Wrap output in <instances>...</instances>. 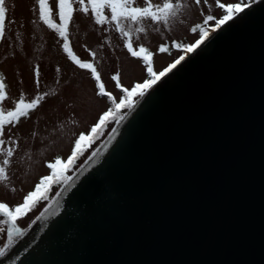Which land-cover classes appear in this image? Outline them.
Returning <instances> with one entry per match:
<instances>
[{"label": "water", "instance_id": "water-1", "mask_svg": "<svg viewBox=\"0 0 264 264\" xmlns=\"http://www.w3.org/2000/svg\"><path fill=\"white\" fill-rule=\"evenodd\" d=\"M164 77L0 264H264V0Z\"/></svg>", "mask_w": 264, "mask_h": 264}, {"label": "rangeland", "instance_id": "rangeland-1", "mask_svg": "<svg viewBox=\"0 0 264 264\" xmlns=\"http://www.w3.org/2000/svg\"><path fill=\"white\" fill-rule=\"evenodd\" d=\"M255 1L219 0V3L251 4ZM159 2L160 0H153V3ZM185 2L190 7L178 18L182 23L171 22L165 28L145 20L143 26L146 34H139L138 39L134 34V46L142 43L154 53L155 71H162L184 54L175 48L174 43L187 45L199 39V33H193L190 29L197 23H203L205 15L212 14L217 19L222 18L223 11L218 8L217 0H208L207 4L202 0L200 6L194 5L192 0ZM57 3L58 0H50L49 6L53 9V21L60 23ZM137 4L143 6L144 0H137ZM5 6L8 13L5 38L0 42V73L3 74L8 98L0 106L5 109L13 108L22 93L26 100L50 90L56 93L45 97L28 118H22L15 127L9 126L10 133L6 129L5 139L11 134L13 139L18 140V148H14V156L7 169L9 180L0 184V202L14 207L23 202L24 196L34 190L42 177L51 174L48 163H54L57 158L67 161L75 139L81 133L90 132L103 112L111 106V102L97 95V86L90 71L79 68L68 58L62 49L63 41L59 34L39 19L36 0H5ZM109 12L110 10L105 9V14ZM127 26L136 27L131 24ZM214 26V21L206 25L209 30ZM125 43L114 24L96 25L91 12L85 15L80 11V5L74 4V16L69 25L70 47L82 61L95 64L105 90L112 92L117 98L121 94L111 79L114 74L119 72L121 84L125 87H131L146 78L145 67L138 58L128 53ZM161 44L168 45L170 52L159 53L157 49ZM92 52L96 53L95 58L92 57ZM37 68L40 72L38 88L35 83ZM116 124V121H110L100 131L66 175L72 177L86 163ZM3 158L0 155V160ZM64 185L63 182L54 183L48 192V199H41L32 211L17 221V226L23 231L30 227ZM3 219L5 218L0 217V221ZM7 227L0 223V228L4 229L0 231V248L4 250L10 247L7 246Z\"/></svg>", "mask_w": 264, "mask_h": 264}, {"label": "snow or ice", "instance_id": "snow-or-ice-1", "mask_svg": "<svg viewBox=\"0 0 264 264\" xmlns=\"http://www.w3.org/2000/svg\"><path fill=\"white\" fill-rule=\"evenodd\" d=\"M36 3L39 5V19L48 28L54 29L59 34V37L63 41L62 49L68 58L79 68L90 71L91 77L97 86V95L110 101L111 106L107 111L103 112L98 122L91 127L88 134H79L78 138L74 141V148L66 162L57 158L54 163H48L47 167L51 170V174L42 177L35 185L34 190L24 196L22 203L10 207L8 203L0 202V217L5 218L0 223L8 226L6 230L7 246H11L16 237L24 235V231L17 226V221L32 211L41 199H48V192L54 183L63 182L66 186H70L72 177L66 175V172L74 165L86 147L95 141L100 131L110 121H116L117 123L123 121L164 77L172 73L185 60L188 53H193L199 49L209 39L212 32L217 31L223 25L232 21L236 16L244 12L245 8L250 6L247 3H229L225 5L224 3H219V0H217L218 8L223 11L222 18L217 19L212 14L205 15L203 23H197L190 29L193 33H199V39L195 43L187 45L174 43L175 48L180 49L184 54L180 55L162 71H155L154 53L142 43L134 46V34H136L137 39L139 38V34H146V28L143 26L145 20L168 28L171 22L178 21L182 12L190 7L189 4H186L185 0H160L159 3H153V0H144L143 6L138 5L137 0H58L57 8L60 23L53 21V9L49 6L50 0H36ZM192 3L200 6L202 0H192ZM204 3L207 4L208 0H204ZM74 4H79L80 11L85 15L91 12L96 25L114 24L115 30L126 41L125 47L128 53L132 57L138 58L145 67L146 78L142 82H136L131 87H125L121 84L119 72L111 77L115 82V87L120 91L121 95L119 98L114 96L112 92L105 90V84L102 82L101 74L97 71L95 64L93 62L82 61L70 47L69 25L74 16ZM105 9L110 10L109 14H105ZM7 13L8 8L5 6V0H0V42L5 38ZM212 21H214L215 26L209 30L206 25ZM178 22L182 23L183 21L179 20ZM128 24L136 25V27L130 28L127 26ZM156 30L159 31V28ZM157 51L159 53H169L170 47L166 44H161ZM91 55L95 58L96 53L92 52ZM35 76L37 77L35 83L38 88L40 83L38 68L35 70ZM5 89L6 84L4 83L3 74L0 73V104L8 98ZM55 94L54 90H50L37 94L30 100H26L22 93L20 98L15 101L13 108L5 109L0 106V155L4 157L0 160V184L9 180L7 169L11 158L14 156V148H18V140L13 139L11 134L5 139L6 129H9V126L15 127L20 123L22 118H28L30 113L38 108L45 97ZM11 190L15 191V188ZM46 211L47 209H45ZM39 218L37 217V219ZM0 231H4V229L0 228ZM4 251L3 248H0V255H4Z\"/></svg>", "mask_w": 264, "mask_h": 264}]
</instances>
